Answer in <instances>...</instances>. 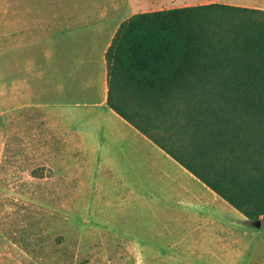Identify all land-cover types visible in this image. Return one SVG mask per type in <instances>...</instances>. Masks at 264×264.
<instances>
[{"label": "rangeland", "instance_id": "obj_1", "mask_svg": "<svg viewBox=\"0 0 264 264\" xmlns=\"http://www.w3.org/2000/svg\"><path fill=\"white\" fill-rule=\"evenodd\" d=\"M30 1L0 0V264H227L223 245L237 253L231 264H264V220L242 221L152 142L108 139L115 170L101 171L50 135L37 108H18ZM130 190V207L106 204Z\"/></svg>", "mask_w": 264, "mask_h": 264}, {"label": "trees", "instance_id": "obj_2", "mask_svg": "<svg viewBox=\"0 0 264 264\" xmlns=\"http://www.w3.org/2000/svg\"><path fill=\"white\" fill-rule=\"evenodd\" d=\"M105 60L107 104L247 221H263L264 9L138 12Z\"/></svg>", "mask_w": 264, "mask_h": 264}, {"label": "crops", "instance_id": "obj_3", "mask_svg": "<svg viewBox=\"0 0 264 264\" xmlns=\"http://www.w3.org/2000/svg\"><path fill=\"white\" fill-rule=\"evenodd\" d=\"M211 2L264 9V0H31L24 4L26 11L21 12L28 23L20 30L24 62L18 74V93L22 95L21 102L18 95V108H37L46 127L53 131L50 135L61 137L71 152L93 154L101 171H114V158L104 155L107 149L103 145L108 139L121 145L152 142L107 104L105 52L119 24L138 12ZM26 93H30L28 101L24 98ZM167 156L175 170L179 169L178 164L187 171ZM127 192L125 198L119 196L115 202L109 199L106 204L119 208L126 200L130 207L137 195L132 190ZM238 213L242 221L249 222ZM96 227L105 231L112 225L101 219ZM247 248L246 243H240L236 250L244 254ZM223 251L229 258L227 264H231L230 246L223 245Z\"/></svg>", "mask_w": 264, "mask_h": 264}, {"label": "water", "instance_id": "obj_4", "mask_svg": "<svg viewBox=\"0 0 264 264\" xmlns=\"http://www.w3.org/2000/svg\"><path fill=\"white\" fill-rule=\"evenodd\" d=\"M251 223H252L255 227H259V226H260V220L252 221Z\"/></svg>", "mask_w": 264, "mask_h": 264}]
</instances>
